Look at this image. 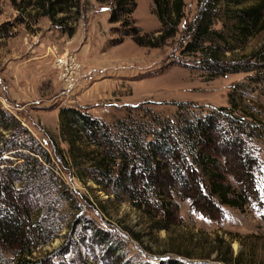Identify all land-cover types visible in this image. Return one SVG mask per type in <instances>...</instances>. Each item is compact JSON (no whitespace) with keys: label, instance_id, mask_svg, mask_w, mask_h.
<instances>
[{"label":"rangeland","instance_id":"obj_1","mask_svg":"<svg viewBox=\"0 0 264 264\" xmlns=\"http://www.w3.org/2000/svg\"><path fill=\"white\" fill-rule=\"evenodd\" d=\"M183 1L184 16L176 34L159 47L144 48L122 38L118 23L108 22L107 4L80 0L78 17L69 14L68 25L74 31L68 36L46 17L34 23L35 14L21 18L10 0H0V105L52 156L53 139L65 159L68 146L59 132L62 108L73 106L109 124L122 117L127 106L144 102L154 103L153 109L163 116L175 112L173 103L192 104L204 112L226 108L256 127H247L261 165L256 198L243 211L222 207L213 216L180 202L178 221L157 230L126 200L90 192L96 187L92 182L83 185L63 174L70 197L52 195V213L42 212L54 232L35 251L36 260L158 264L177 258L196 264H264V31L246 39L232 36L233 21L219 9L220 2L212 27L227 35V43L218 44L224 53L220 59L228 66L254 70L219 76V69L211 70L201 54L184 51L199 6L197 0ZM152 8L151 0H136L131 18L143 32L158 35L161 27ZM66 53L81 65L79 85L69 96H59L63 84L55 56ZM109 243L117 248L106 249Z\"/></svg>","mask_w":264,"mask_h":264},{"label":"trees","instance_id":"obj_2","mask_svg":"<svg viewBox=\"0 0 264 264\" xmlns=\"http://www.w3.org/2000/svg\"><path fill=\"white\" fill-rule=\"evenodd\" d=\"M95 1L109 5L108 22L118 23L120 36L130 38L138 47L164 44L176 34L184 16L183 0H151L152 14L161 29L158 35L148 34L131 18L136 0ZM220 2L223 9L219 8ZM10 3L21 18L33 13L37 23L46 17L68 36L73 35L69 14L78 17L80 0ZM197 3L191 39L184 51L201 54L203 62L211 63V70L219 69L222 77L254 70L253 66H228L221 61L219 56L224 53L218 44L227 43V35L212 27L220 9L233 21L232 36L246 39L263 32L264 0ZM20 17L22 23L24 19ZM154 106L151 102L127 106L124 115L110 124L73 106L60 109L59 132L68 146L65 159L53 139L50 138L52 156L0 105V264H52L36 260L34 253L54 232L42 219V212L50 215L53 211L52 195L70 197L63 174L83 185L92 182L96 187L90 192L126 200L157 230H167L168 223L178 221L180 202H187L196 213L213 216L222 207L243 211L256 198L261 165L250 146L254 135L247 132V127H256L226 108L204 112L192 104L173 103L175 112L163 116ZM110 244L105 245L106 249L117 248ZM158 264L196 263L168 258Z\"/></svg>","mask_w":264,"mask_h":264},{"label":"built area","instance_id":"obj_3","mask_svg":"<svg viewBox=\"0 0 264 264\" xmlns=\"http://www.w3.org/2000/svg\"><path fill=\"white\" fill-rule=\"evenodd\" d=\"M55 67L59 71V80L63 87L59 96L71 94L73 90L78 88L81 65L73 54L66 53L64 55L55 56Z\"/></svg>","mask_w":264,"mask_h":264},{"label":"crops","instance_id":"obj_4","mask_svg":"<svg viewBox=\"0 0 264 264\" xmlns=\"http://www.w3.org/2000/svg\"><path fill=\"white\" fill-rule=\"evenodd\" d=\"M68 106H70V105H68Z\"/></svg>","mask_w":264,"mask_h":264}]
</instances>
